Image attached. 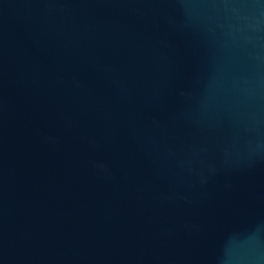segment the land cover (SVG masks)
Returning <instances> with one entry per match:
<instances>
[{"label":"water","instance_id":"obj_1","mask_svg":"<svg viewBox=\"0 0 264 264\" xmlns=\"http://www.w3.org/2000/svg\"><path fill=\"white\" fill-rule=\"evenodd\" d=\"M0 264H264V0H0Z\"/></svg>","mask_w":264,"mask_h":264}]
</instances>
